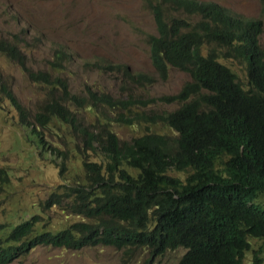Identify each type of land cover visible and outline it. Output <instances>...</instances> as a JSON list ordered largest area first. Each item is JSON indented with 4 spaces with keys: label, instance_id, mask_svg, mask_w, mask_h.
<instances>
[{
    "label": "trees",
    "instance_id": "16d2710c",
    "mask_svg": "<svg viewBox=\"0 0 264 264\" xmlns=\"http://www.w3.org/2000/svg\"><path fill=\"white\" fill-rule=\"evenodd\" d=\"M144 2L153 16L155 32L146 41L159 77L165 80L170 68L189 77L172 95L133 92L156 79L110 63L95 66L117 74L121 96L89 85L73 93L60 76L68 52L54 48L48 70L34 72L21 34L0 39V55L47 90L31 121L0 75L2 99L34 146L59 163L62 180L37 213L0 221V264L37 247L142 250L150 259L183 249L177 264H245L251 252L250 264H264L262 21L211 1ZM232 64L244 70L245 85ZM156 104L177 107L157 111ZM113 124L142 132L122 140ZM42 130L66 132L74 147L58 150ZM0 182H8L3 169ZM44 207L60 218L54 222ZM250 239L260 242L256 249Z\"/></svg>",
    "mask_w": 264,
    "mask_h": 264
},
{
    "label": "rangeland",
    "instance_id": "374dc122",
    "mask_svg": "<svg viewBox=\"0 0 264 264\" xmlns=\"http://www.w3.org/2000/svg\"><path fill=\"white\" fill-rule=\"evenodd\" d=\"M145 0H0V39H13L22 35L27 42L26 66L35 71L48 70L47 61L53 49L61 47L70 54L64 73L71 92L82 90L84 85L103 88L113 96H121L123 83L114 72L102 71L95 63L122 64L131 72L144 73L156 80L144 89L133 88L144 96L172 95L189 80L187 74L170 68L165 80L161 79L152 65L146 35L155 32L153 16ZM211 1L246 18L259 19L263 32L259 44L264 50V2L263 0H198ZM231 68L239 82L246 84L244 70L232 64ZM0 75L31 117L38 109L47 90L30 82L20 68L0 55ZM128 93V90L124 91ZM177 106L156 104L157 111L173 110ZM83 118L90 120L87 113ZM114 132L122 140H129L142 132L131 126L113 124ZM152 130L159 128L151 127ZM147 129L145 128V131ZM60 135V137H57ZM19 124L18 112L0 94V169L8 173V182H0V221L24 220L42 209L44 200L62 180L58 176L59 163L45 158L34 146ZM43 140L60 151L74 147L67 142V133L58 134L42 130ZM30 138V137H29ZM68 138V139H67ZM32 139V138H31ZM259 203L264 204V196ZM45 213L60 218L51 207ZM4 218V219H3ZM253 248L260 242L250 239ZM184 250L166 251L150 259L142 250L131 253L111 247L66 250L62 248L37 247L28 255L8 264H177ZM245 264L251 263L252 253L247 252ZM264 257V255H263Z\"/></svg>",
    "mask_w": 264,
    "mask_h": 264
}]
</instances>
